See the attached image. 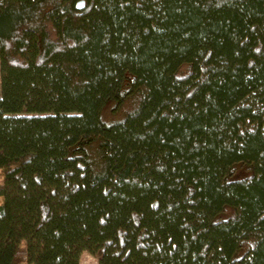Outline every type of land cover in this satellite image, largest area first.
Listing matches in <instances>:
<instances>
[{
  "label": "trees",
  "instance_id": "1",
  "mask_svg": "<svg viewBox=\"0 0 264 264\" xmlns=\"http://www.w3.org/2000/svg\"><path fill=\"white\" fill-rule=\"evenodd\" d=\"M81 1L0 0V264H264V0Z\"/></svg>",
  "mask_w": 264,
  "mask_h": 264
},
{
  "label": "rangeland",
  "instance_id": "2",
  "mask_svg": "<svg viewBox=\"0 0 264 264\" xmlns=\"http://www.w3.org/2000/svg\"><path fill=\"white\" fill-rule=\"evenodd\" d=\"M0 70H1V59H0ZM2 91V82H1V71H0V96ZM115 103L111 102L107 105V107L104 109V120L108 123H111L112 121H116V120H121L128 108V105H125L120 111H115ZM235 174L232 177V179L234 180H243V178L249 177L250 176V170L247 169L246 166H240L237 165L235 167ZM2 176L0 175V179ZM5 197L1 196L0 197V205L4 202ZM230 213L229 211H227L225 213V216H228ZM81 264H99L98 259L96 257H94L93 255H91L89 252H84L81 258Z\"/></svg>",
  "mask_w": 264,
  "mask_h": 264
},
{
  "label": "water",
  "instance_id": "3",
  "mask_svg": "<svg viewBox=\"0 0 264 264\" xmlns=\"http://www.w3.org/2000/svg\"><path fill=\"white\" fill-rule=\"evenodd\" d=\"M85 6V0L78 3L77 7L78 9L82 10Z\"/></svg>",
  "mask_w": 264,
  "mask_h": 264
}]
</instances>
